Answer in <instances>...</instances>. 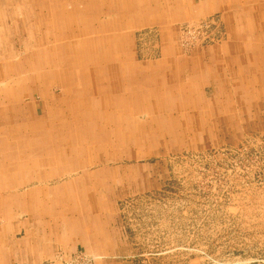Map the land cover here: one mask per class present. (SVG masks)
<instances>
[{
	"label": "rangeland",
	"instance_id": "obj_1",
	"mask_svg": "<svg viewBox=\"0 0 264 264\" xmlns=\"http://www.w3.org/2000/svg\"><path fill=\"white\" fill-rule=\"evenodd\" d=\"M162 1L0 0L5 11L0 18V133L14 144L22 135L30 139L20 155L12 148L11 160L0 146V181L11 189L28 184L12 183V177L34 171L71 175L40 180L89 191L81 205L89 206L91 222L99 218L97 229L105 230L88 245L84 235L74 233L71 250L58 257V264H264V43L243 54L245 65L233 64L231 44L241 39L244 45V38L235 37L232 28L247 26L244 17L235 19L237 2L218 0L212 10L205 0H182L174 11L176 0L164 6ZM242 2L240 11L255 5ZM254 14L256 43L264 20L263 13ZM163 45L171 49V66H162ZM53 46L57 49L50 51ZM179 58H201L219 74L184 75L196 82L189 84L196 87V109L153 113L162 98L151 92L160 89L159 77L177 67ZM96 70L102 76H95ZM165 86L166 92H179L173 79ZM68 87L73 92L65 91ZM126 92L138 94L127 99L130 107L127 101L117 105L116 98ZM104 100L108 106L103 107ZM167 102L164 110L170 108ZM89 115L97 127L85 121L86 131H79L88 135V143L75 140L78 130H57L72 120L73 127L82 126ZM108 116V127L99 128ZM41 126L57 130L65 142L36 137ZM92 128L97 129L88 132ZM35 159L43 164L39 170Z\"/></svg>",
	"mask_w": 264,
	"mask_h": 264
},
{
	"label": "crops",
	"instance_id": "obj_2",
	"mask_svg": "<svg viewBox=\"0 0 264 264\" xmlns=\"http://www.w3.org/2000/svg\"><path fill=\"white\" fill-rule=\"evenodd\" d=\"M171 1L163 0L162 6H164V4H170ZM176 1L177 2L176 4H174L175 6L173 8L174 11H178L182 0H176ZM187 1L190 2V4H192L193 2V0H187ZM219 1H223V2H219L221 5H226L227 2L230 3L237 2L238 11H236L237 13H234L235 19L241 22L240 17L242 18L244 17L243 19L245 20V23L247 22V26L242 25L237 28L235 27L232 28V33L235 35V37L240 36L244 38V42H243L244 45H242V41H240L241 40L240 39L239 42L234 40V43H232L230 47L234 55L230 56L229 61H231L233 64L237 63L243 66L245 65L244 58L246 53L253 52L254 48L258 44L264 43V21L260 25L262 27H259L260 30H258V32L261 34L260 35L261 37L258 38V42L254 43L252 40V31H255L257 28V26L252 22L254 16H256V14L254 13L257 14L263 13L261 19L264 20V2H261V0H257V1L245 0L249 2L253 1L255 5L253 4L252 7L244 8L242 11H240L241 7L239 6L243 4L242 0H238V1L219 0ZM217 2L218 0L204 1V3H207L210 9L212 10L217 9ZM159 12L163 13L161 11ZM168 46L169 45H163V49L165 53L164 55L166 56L164 57V59H162L161 62H162V66L164 67H167L169 65L171 66V64H169L171 56L168 55V52H170L171 49ZM227 50H229V48H227ZM246 57L248 59V55ZM213 60L215 61V59ZM176 61H178L176 63L177 67H175L176 69L175 68L169 69L170 67H168L167 75L159 77L161 80L162 89L160 86L159 90L151 92V96L153 95V97H157L158 99L162 98L159 101V103L155 105L156 106L155 109L150 108L152 111L153 109L155 110L153 111V113L161 112L166 114H174L175 112L176 114L182 115L185 114L187 107H192L196 109V97H195L196 87L190 88L189 85L194 80H191L188 77L184 79V75L189 74L192 75L191 77L195 76L198 77L197 79H199L203 75H208L212 78L215 75L219 74V70H217L215 66L216 63L214 65L215 69L212 70L209 65L207 68L205 67L206 64L203 63L204 60L201 58H198L197 60L194 59L182 60L179 58ZM117 63L118 66H122V67L125 66L122 62L121 57L117 61ZM134 64H136L135 60L134 63L129 62L128 66L131 68L132 66H134ZM170 76H172V78ZM151 77H153L155 80L157 79L154 76ZM170 79H173V81H177L179 92L172 93V91L166 92L167 89L163 90V86H165V84L167 83L166 80L170 81ZM194 85H196L195 81H194ZM190 91L193 92L192 95ZM136 96H137L136 93L135 96L133 94L131 95V93L128 92H126V95H124L123 93L116 98L118 100H116L115 103L117 105H120L121 101L126 102L129 97H130L129 99H132L133 97L135 98ZM146 96L148 97V95ZM44 97L47 98V95H44ZM147 97L146 99H148ZM49 98L50 97L48 96L47 100H51ZM134 98L133 100H135ZM187 99H193V102H191L190 104H185L187 102L186 101ZM151 100L153 101V98ZM167 101H170L168 105L170 106V108L168 107V109L164 110V105L168 103ZM104 102L107 101L104 100L103 103ZM127 102H128V107H130V102L129 101ZM105 106H108V104L107 105L105 104ZM159 107L161 108V110H158ZM119 108L121 107L119 106ZM36 111L38 112V110ZM128 111L130 112L129 108L128 110L124 109V112H128ZM45 175H47V177L55 176V177L71 178L70 177L71 175L58 176L54 173L48 174V172H44V171L43 172L39 171V174L33 172L30 173V175L29 174L25 175V177L11 176L12 178L10 179V181H12V183H18V184L28 183L24 186L21 187L16 186L11 189H9L7 185L4 186V181H0L1 183L0 185V264H58L57 261L58 257L62 256L63 254L71 250L70 241L74 233H79L80 235H84L82 236V239H84V243L87 245L88 242L91 241V239H94L101 233L104 234L105 230L104 231L103 229L98 230L97 228L99 225L98 223H95L98 222L97 220L99 218L94 219L91 222L90 219L94 217V215L93 216L91 215L93 214V211L91 210V214L89 215L88 214L89 206L81 205L83 200L85 202L88 201L89 191H87L86 189H85L86 191L79 190L76 185L75 186L72 185L74 187L71 186L70 188H68L63 185L57 186V185L48 184L50 182H46V184H42L40 178ZM84 175H88V174L85 173ZM84 175H81V178L82 176L85 177ZM9 177L10 176L7 177L5 175V178H9ZM74 177H79V176L75 175ZM93 178L94 177H91V179ZM37 180H39L40 182ZM87 181L89 180L82 182L86 183ZM77 183L83 185L80 181H77L76 184ZM100 185H98L97 187H100ZM81 195L83 198L81 197ZM68 208L75 209L76 212L74 213V211L65 210ZM82 209L85 211L83 213H80V210ZM67 215H71V217L68 218Z\"/></svg>",
	"mask_w": 264,
	"mask_h": 264
},
{
	"label": "bare ground",
	"instance_id": "obj_3",
	"mask_svg": "<svg viewBox=\"0 0 264 264\" xmlns=\"http://www.w3.org/2000/svg\"><path fill=\"white\" fill-rule=\"evenodd\" d=\"M28 3V2H27ZM37 3H39V1H37ZM40 4V3H39ZM40 5H42V8H41V10H45V8L47 7V6H45V5H43V4H40ZM184 5V4H183ZM27 6V5H26ZM51 6V5H50ZM6 7V6H5ZM19 9V8H18ZM54 9V8H53ZM46 10H48V12H50V9H46ZM1 13H5V11L2 9H0V18H1V16L3 15H1ZM115 13V12H114ZM19 16H20V18L21 19H23L22 17H24V14H19ZM10 17V19H11V16H9ZM8 17H3V21H4V19H7ZM16 19H17V17H16ZM5 22V21H4ZM20 21H17L16 20V28H20V23H19ZM22 28V27H21ZM260 30V29H259ZM16 33V32H15ZM12 35V34H11ZM17 35V34H16ZM9 37H10V35H9ZM18 37V36H17ZM23 41H22V39H21V37L20 38H18V41L16 40V43L18 44V45H21L20 43H22ZM41 42V41H40ZM9 43V42H8ZM49 44V43H48ZM64 46V45H63ZM51 48H54V49H51ZM50 48V51L51 50H56L57 49V47L56 46H53V47H51ZM53 52V51H52ZM36 55V54H35ZM9 58V57H8ZM14 58H16V54H14ZM95 58V57H94ZM1 59V58H0ZM16 59H18V58H16ZM8 60L9 59H6V61L8 62ZM95 60V59H94ZM128 63V62H127ZM4 64V63H3ZM9 64V63H8ZM19 64V60L17 61V65ZM31 64H34L35 65V63H29V67H31ZM104 64V63H103ZM13 65V64H12ZM48 65V64H47ZM5 66V65H4ZM26 66H28V65H25V67ZM25 67H23V70H24V68ZM113 68V67H112ZM3 69V68H2ZM22 69V68H21ZM111 69V68H110ZM17 70V72H18V68L16 69ZM30 71H31V73H33V70L32 69H29ZM120 71V70H119ZM89 72V71H88ZM0 74H1V72H0ZM87 76H90V73H85ZM102 73H101V70H96V73H94V75L95 76H102L101 75ZM68 76V75H67ZM1 77H3V76H1ZM30 77V76H29ZM69 77V76H68ZM90 78V77H89ZM88 78V79H89ZM19 79H21V77H19V78H17L16 79V81H18ZM104 79V78H103ZM115 79V78H114ZM2 80V79H1ZM132 80V79H131ZM72 81V80H71ZM160 81V80H159ZM158 81V82H159ZM166 81H168V80H166ZM2 82V81H1ZM67 82V81H66ZM88 82H90V81H88ZM181 82V81H180ZM4 84V83H3ZM5 85V84H4ZM1 86V85H0ZM22 87V86H21ZM77 87V86H76ZM181 87V86H180ZM69 89H65V91H67V92H71L73 89H72V87L70 88V87H68ZM134 89V88H133ZM167 89H168V87H167ZM21 90L22 91H25L26 89L24 88L23 89V87L21 88ZM112 90V89H111ZM92 91H96L95 90V88L92 90ZM73 92V91H72ZM81 92V91H80ZM25 93V92H24ZM83 93V92H82ZM118 93V92H117ZM158 93V92H157ZM162 93V92H161ZM102 94V93H101ZM137 94H138V92H137ZM170 94V93H169ZM119 95V94H118ZM161 95V94H160ZM159 96V95H158ZM165 96V95H164ZM128 97V96H127ZM137 97V96H136ZM81 98V97H80ZM134 98V97H133ZM125 99V98H124ZM79 100V99H78ZM123 100V99H122ZM156 100V99H155ZM91 101H92V99H91ZM82 102V101H81ZM135 102V101H134ZM101 103V102H100ZM106 105L108 104V102H104ZM103 103V107H104V104ZM102 104V103H101ZM71 105H72V103H71ZM125 107H128V106H125ZM124 107V108H125ZM152 107V106H151ZM143 108V107H142ZM122 109V108H121ZM124 111V110H123ZM116 112V111H115ZM81 113V112H80ZM149 113V112H148ZM71 114H72V117L74 116L73 115V113L71 112ZM87 114H89V113H87ZM146 114V113H145ZM150 115V114H149ZM79 116H80V114H79ZM111 116V115H110ZM110 116H108V117H106L105 119V122H103L102 124H100V127L99 128H104V127H108V125H107V121L108 120H111V117ZM113 116V115H112ZM125 116V115H124ZM122 117V116H121ZM79 118V117H78ZM82 118V117H81ZM116 118V117H115ZM93 118L92 117H90V115H89V117H87L86 116V119L84 120V122L82 123V126L80 125V124H78L79 126L77 127V128H75V127H73L74 126V120H72L71 122H67L66 121V123L69 125V126H67L66 125V123L64 124V122H63V126H61V127H59L57 130L59 131V129H61V131H62V127H65V130L66 131H68V132H71V130L72 129H74V130H76V132H77V130H78V132L79 131H81V132H85L86 131V127H85V125H84V123H85V121H86V123H88L89 125H91V124H93L94 125V127H97V124L95 123H93V120H92ZM113 120V119H112ZM1 121H3V120H0V122ZM81 121H83L82 119H81ZM97 121V120H96ZM4 122V121H3ZM130 122V121H129ZM79 123H81V122H79ZM113 123V122H112ZM76 125V124H75ZM52 129L53 128H50V130L48 129V127L47 126H41V127H38V130H37V132H38V134H36V137H39L40 139L41 138H43V137H40V136H44V138H43V140H45V138L47 137V136H49L50 138H51V140H54L55 139V141H58V142H65L64 141V138L63 137H58V134H56L57 132V130H53V132H51L52 131ZM94 129H97V128H92V129H90V130H88V132H92V131H94ZM115 129V128H114ZM123 130H125V129H123ZM4 132V131H3ZM81 132H79V134L81 133ZM53 133H55V136H54V134ZM47 135V136H46ZM51 135H52V137H51ZM4 136H5V138H3V134H2V131H1V133H0V146H2V147H4V149H3V151H4V154H5V156L9 159V160H11V159H13V157H14V155H15V152H14V150L12 149V148H15V149H18L19 148V155L21 154V151H23V150H26V146H24V145H26V144H28L29 142V140L30 139H28V138H25L23 135L22 136H20V137H18V143H10V142H13V139H8L7 138V133L5 132L4 133ZM80 137L78 138V139H75L76 141H78V142H84V141H87V139L89 140L90 138H88L87 136H85V134H83V133H81L80 135H79ZM92 137V140L94 139V137L93 136H91ZM34 139H35V137H33ZM39 138H37V140L38 141H40V139ZM50 138L48 139V140H50ZM68 139V138H67ZM70 140H72L73 138H69ZM10 141V142H9ZM47 141V140H46ZM87 143H88V141H87ZM78 144V143H77ZM76 144V145H77ZM87 147H90L88 144H87ZM26 156H29V153H27L26 152ZM20 161V163L22 162L23 163V161H21V160H19ZM32 163L34 164V165H37V169L39 170L40 169V167H42V163L38 160V159H35V160H32ZM7 166H5V168H6ZM5 168L3 169L2 168V171L1 172H3V171H5ZM64 170V169H63ZM40 171V170H39ZM35 172V171H34ZM42 172V171H41ZM61 172H63V173H67V170H64V171H61ZM69 172V171H68ZM57 207V206H56ZM55 211V210H54ZM59 214V213H58Z\"/></svg>",
	"mask_w": 264,
	"mask_h": 264
}]
</instances>
